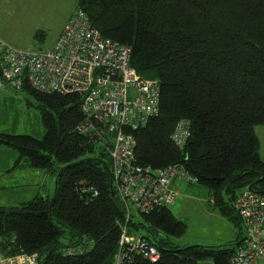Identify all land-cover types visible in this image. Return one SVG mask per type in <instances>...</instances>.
Masks as SVG:
<instances>
[{
    "label": "trees",
    "instance_id": "16d2710c",
    "mask_svg": "<svg viewBox=\"0 0 264 264\" xmlns=\"http://www.w3.org/2000/svg\"><path fill=\"white\" fill-rule=\"evenodd\" d=\"M76 7L104 37L131 48V65L142 78L160 83L159 116L133 132L137 163L184 164L241 229L227 244L180 246L175 239L186 234V223L170 207L159 208L130 226L154 243L160 259L133 255L130 264L208 258L230 264L244 230L236 198L247 188L264 194L255 132L264 125V0H76ZM22 90L36 101L44 135L0 133V146L14 148L31 168L54 172L56 187L52 197L0 207V237H14L39 264H114L125 208L108 152L77 131L82 97L40 92L28 83ZM181 120L190 121L192 132L184 149L170 138Z\"/></svg>",
    "mask_w": 264,
    "mask_h": 264
},
{
    "label": "built area",
    "instance_id": "2783aa9c",
    "mask_svg": "<svg viewBox=\"0 0 264 264\" xmlns=\"http://www.w3.org/2000/svg\"><path fill=\"white\" fill-rule=\"evenodd\" d=\"M25 83L44 93L82 97L84 120L77 131L108 152L113 184L125 208L114 264H130L133 255L157 263L158 248L142 233L132 232L130 222L135 214L170 207L179 198L176 181L198 183L182 163L164 168L137 163L133 132L159 116V81L142 78L131 65V48L104 37L76 7L48 50L18 49L0 38V90H22ZM191 133L190 121L181 120L170 138L184 149ZM83 192L99 195L93 188ZM234 208L244 237L230 264H264V194L247 188ZM0 264H39V259L22 251L14 237H0Z\"/></svg>",
    "mask_w": 264,
    "mask_h": 264
},
{
    "label": "rangeland",
    "instance_id": "374dc122",
    "mask_svg": "<svg viewBox=\"0 0 264 264\" xmlns=\"http://www.w3.org/2000/svg\"><path fill=\"white\" fill-rule=\"evenodd\" d=\"M70 6L72 9L65 19ZM75 8L76 0H0V38L18 49L48 50ZM255 132L264 161V125L257 126ZM0 133L43 137L41 115L29 93L12 87L0 90ZM106 158L111 160L109 155ZM18 159L14 148L0 146V207H15L40 195H54L55 173L31 168ZM176 186L180 197L170 209L187 225L186 234L175 239L177 244L219 246L235 240L236 233L229 228L233 223L220 215L215 198L206 187L181 181ZM225 200L228 202L229 196L225 195ZM139 216L135 214L136 219ZM238 230L241 229L236 230L237 234ZM199 264L215 262L208 258Z\"/></svg>",
    "mask_w": 264,
    "mask_h": 264
},
{
    "label": "crops",
    "instance_id": "0c3cea01",
    "mask_svg": "<svg viewBox=\"0 0 264 264\" xmlns=\"http://www.w3.org/2000/svg\"><path fill=\"white\" fill-rule=\"evenodd\" d=\"M71 9H72V6H70V7L68 8V11H67V13H66V15H65V19L67 18V16H68L69 12L71 11ZM64 21H65V20H64ZM177 182H179V181H176L175 184H174L176 189H177V186H176V183H177ZM177 190H178V189H177ZM178 192H179V190H178ZM179 197H180V192H179ZM220 215H222L221 212H220ZM228 221H229V220H228ZM229 222H230V221H229ZM230 223H231V222H230ZM242 226H243V225H242ZM229 228L232 229V230H234V232L236 233V235H235V240H236V238H237V232H236V230H237V229L235 228V226H233V224H232V225L230 224V227H229ZM243 237H244V230H243L242 240H243ZM227 242L229 243V242H233V241L229 240V241H227ZM225 244H227V243H225ZM239 247H240V246H237V249H238Z\"/></svg>",
    "mask_w": 264,
    "mask_h": 264
}]
</instances>
